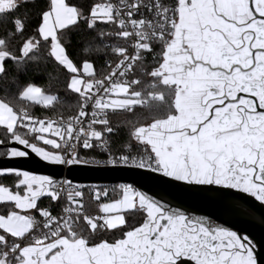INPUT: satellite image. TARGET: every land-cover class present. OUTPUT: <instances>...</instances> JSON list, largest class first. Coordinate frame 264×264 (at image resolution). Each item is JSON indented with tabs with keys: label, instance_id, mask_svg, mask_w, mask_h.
Returning a JSON list of instances; mask_svg holds the SVG:
<instances>
[{
	"label": "snow or ice",
	"instance_id": "obj_1",
	"mask_svg": "<svg viewBox=\"0 0 264 264\" xmlns=\"http://www.w3.org/2000/svg\"><path fill=\"white\" fill-rule=\"evenodd\" d=\"M193 203L264 212V0H0V264H264Z\"/></svg>",
	"mask_w": 264,
	"mask_h": 264
},
{
	"label": "water",
	"instance_id": "obj_2",
	"mask_svg": "<svg viewBox=\"0 0 264 264\" xmlns=\"http://www.w3.org/2000/svg\"><path fill=\"white\" fill-rule=\"evenodd\" d=\"M26 170L33 171L37 174H54L59 178H63L68 175L66 171H57L55 173H50V170L43 167L37 160H32L23 165ZM77 182L84 183H101L108 184L111 182V177L109 174L95 173V172H83L73 174ZM152 187L151 185H149ZM155 191H161L159 188H154ZM195 209V214H212L218 217L220 222L233 227L235 229H246L245 233L254 235L257 234L259 237H255L256 240H260L262 248L260 256L264 257V224L253 220L251 216L247 217L243 212L240 214H233L231 212L225 211L221 206L211 203H193L190 205ZM264 221V214L260 215Z\"/></svg>",
	"mask_w": 264,
	"mask_h": 264
},
{
	"label": "flooded vegetation",
	"instance_id": "obj_3",
	"mask_svg": "<svg viewBox=\"0 0 264 264\" xmlns=\"http://www.w3.org/2000/svg\"><path fill=\"white\" fill-rule=\"evenodd\" d=\"M240 212H243L245 214V216H247V217L251 216L252 219L256 220L257 222L264 224V221L262 220V218L260 216L261 214H264V212H262V210L260 208H258V207L253 208V207H249L247 205H244V206H241ZM198 215H205V214H198ZM218 222H220V221L218 220ZM226 226H228V225H226ZM234 230H235V228H234ZM245 234L249 235L250 239L253 240V243H255L257 246V251L260 253L261 248H262V244H261V242H258V241H260L259 239L258 240L255 239V237L258 238L259 236L257 234H254V235H251L248 233H245Z\"/></svg>",
	"mask_w": 264,
	"mask_h": 264
}]
</instances>
